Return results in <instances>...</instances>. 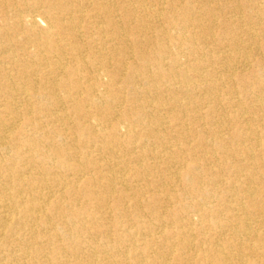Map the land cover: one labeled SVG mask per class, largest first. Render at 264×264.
<instances>
[{
    "label": "bare ground",
    "instance_id": "1",
    "mask_svg": "<svg viewBox=\"0 0 264 264\" xmlns=\"http://www.w3.org/2000/svg\"><path fill=\"white\" fill-rule=\"evenodd\" d=\"M0 264H264V0H0Z\"/></svg>",
    "mask_w": 264,
    "mask_h": 264
}]
</instances>
